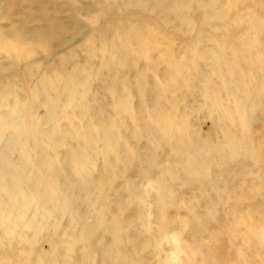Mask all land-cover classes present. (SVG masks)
Masks as SVG:
<instances>
[{"label": "rangeland", "instance_id": "374dc122", "mask_svg": "<svg viewBox=\"0 0 264 264\" xmlns=\"http://www.w3.org/2000/svg\"><path fill=\"white\" fill-rule=\"evenodd\" d=\"M174 5L0 0V150L21 126L44 190L75 161L67 212L5 199L0 264H264V0Z\"/></svg>", "mask_w": 264, "mask_h": 264}, {"label": "bare ground", "instance_id": "6f19581e", "mask_svg": "<svg viewBox=\"0 0 264 264\" xmlns=\"http://www.w3.org/2000/svg\"><path fill=\"white\" fill-rule=\"evenodd\" d=\"M186 1L187 0H175L174 6L179 8L180 11H179L178 16L180 18H183L184 15H186V5H185ZM205 8H209V5H207ZM212 65L214 66V68H213L214 70H221V71L223 70L221 65H219V67L216 65V62H215V64L212 63ZM175 70H177V69H175ZM226 72L231 73L232 68H229V69L226 68ZM205 76L208 77V74L205 73ZM72 96H73L72 93L68 94L67 100L72 101L73 100ZM49 102H50V106L54 107V103L52 101H49ZM247 122H248V120L244 119V121H243L244 125L247 124ZM6 127H8V125L5 126V128ZM10 129L13 131L12 138L10 140L8 139L7 142H4V144L2 145L1 150H0V174L3 172V169H2L3 167L5 169H7L9 167L8 170L11 172V173L8 172V175H10V179L8 180L7 184L4 187H3L4 181L1 180V177H0V225L2 224V220H3L4 214H5V212H2L1 210H2L3 206L5 205V199L6 198H13L14 197L15 198L14 199V205H15L14 208L18 209L19 211H20V209L22 211H24L27 207L33 205V203L36 201L35 198H38L36 204L48 208L50 212L55 213L58 210L60 213L67 212V209L70 207V200H69L66 192L64 191V186H65L66 182H68V183L70 182V179L66 176L64 177L62 175V173L64 172L65 168H67L68 165L73 160H71V161L69 160L67 162L63 160V162H65L62 164L65 166L61 167V168H64L63 171H60V170L58 171V168H55L51 173L52 177L49 174V179H47V182L50 184V187L49 188L47 187L46 188L47 190H44L43 188H41L42 187L41 185L44 182L41 178H39L38 176L26 177V176H24V172L22 171V165L20 162L23 158H25V156H27V155H25L26 152L23 150L25 148L22 145V143H23L22 139H23V137H25L23 134H25L26 132L23 131L21 126H19L17 124H15L13 126V128L10 126ZM181 131H182V128H180V125L178 123L170 122V125L167 126L166 133L162 134L159 130H157L155 133V136L157 138L161 139V138H163L161 136L166 135L168 137H171L170 139L179 140L178 137L181 135H178V133ZM107 132L108 133H107V145L106 146H112L114 144L113 142L115 140H117L116 139L117 135L115 134V132L113 131L112 128L109 129ZM36 134H38V133L36 132ZM39 134H41V133H39ZM240 136L242 137L243 135L231 136L230 142H232V147H235L237 149L240 146L241 141L243 140ZM175 140L173 142V145L178 146L179 144ZM234 140L236 142H233ZM94 143H95V140H94ZM35 144L38 146L39 143L37 142ZM179 149H181V151H183V152H185V150H188L187 146L186 147L181 146ZM19 151H20V153H19ZM80 151L82 153L81 157L78 159H75V160L79 161V163H80L77 170L79 172H82L85 169L84 167H85V163H86L87 159H86V156L83 155V152H82L83 150L80 149ZM37 152H40V147L37 149ZM15 154L18 156V160L13 161V157L15 156ZM192 161L193 162L188 161V162L183 164V169H185L189 174L192 173L197 168L202 167V165L195 163L194 160H192ZM73 163H75V161H73ZM76 163H78V162H76ZM109 166H112V165L109 164ZM10 169H12V171ZM46 171H48V170H46ZM38 172H39L38 169H36L35 173L39 174ZM6 176H7V174H6ZM54 179H55V182H54ZM59 179H61V180H59ZM24 183L27 184V185L25 184L26 188L22 185ZM157 185H158L160 190L165 191V195L168 192V189H170V186L168 184L166 185L162 181H158ZM80 187H84L83 184ZM2 194H3V196L1 197ZM26 195H30L31 199L34 202H28L31 200H27L28 197ZM42 196H44V197H42ZM18 198H19V200H18ZM22 211H20V212H22ZM35 212L37 213V211H35ZM17 217H19L20 221L23 222L26 218V214H18Z\"/></svg>", "mask_w": 264, "mask_h": 264}]
</instances>
